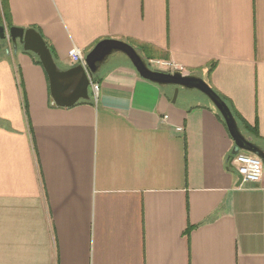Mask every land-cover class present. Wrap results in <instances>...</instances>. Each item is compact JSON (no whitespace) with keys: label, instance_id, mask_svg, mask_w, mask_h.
I'll list each match as a JSON object with an SVG mask.
<instances>
[{"label":"crops","instance_id":"0c3cea01","mask_svg":"<svg viewBox=\"0 0 264 264\" xmlns=\"http://www.w3.org/2000/svg\"><path fill=\"white\" fill-rule=\"evenodd\" d=\"M0 26L36 29L62 69L74 47L151 46L153 61L227 98L264 149V0H6ZM10 51L0 264H264V172L238 186L234 142L207 98L181 91L173 104L174 89L119 60L90 103L60 108L44 68Z\"/></svg>","mask_w":264,"mask_h":264},{"label":"water","instance_id":"95a60500","mask_svg":"<svg viewBox=\"0 0 264 264\" xmlns=\"http://www.w3.org/2000/svg\"><path fill=\"white\" fill-rule=\"evenodd\" d=\"M0 41L11 42L14 53L22 49L38 57L49 79L53 103L60 108H72L81 102L90 101L94 77L108 65L112 57L121 54L127 58L143 79L161 88L174 89L173 104L177 102L181 91L201 93L222 117L234 142L230 160L232 161L241 152H245L258 157L264 165V149L252 137L243 133L228 104L199 75L180 72L171 74L154 70L135 47L119 40L99 42L86 55L87 70L80 65L70 69L60 68L46 41L36 29L16 27L7 29L5 26H0ZM10 52L9 49L8 53ZM242 182L243 179L240 177L238 186Z\"/></svg>","mask_w":264,"mask_h":264},{"label":"built area","instance_id":"2783aa9c","mask_svg":"<svg viewBox=\"0 0 264 264\" xmlns=\"http://www.w3.org/2000/svg\"><path fill=\"white\" fill-rule=\"evenodd\" d=\"M69 57L74 66L80 65L87 70L86 55H84V53L80 49L74 47L70 51ZM149 63L151 68L154 70L171 74L175 72L185 74V71L182 68H178L177 66L168 61L156 60L150 61ZM92 88L95 92L97 91V85L95 83H92ZM168 119V117H165L164 121H167ZM231 165L233 166L236 174L239 177H242L244 184H257L262 179L264 165L262 161L254 155L241 152L233 158V160L231 161Z\"/></svg>","mask_w":264,"mask_h":264},{"label":"trees","instance_id":"16d2710c","mask_svg":"<svg viewBox=\"0 0 264 264\" xmlns=\"http://www.w3.org/2000/svg\"><path fill=\"white\" fill-rule=\"evenodd\" d=\"M0 6H1L2 10L5 12L6 0H0ZM129 44L132 45L133 47H135L138 50V52L143 57H145L148 60V62H150L153 59V56H154L155 51H154V49L151 46L144 45V44H138V43H135V42H130ZM10 48H11V42H8V41H0V51H7L8 52V50ZM26 54L31 55L34 58L36 64L42 66V64L39 61V59H38L37 56H35L32 53H26ZM52 55H53V52H52ZM214 68H215V64H212L210 66V73L214 70ZM99 81H100V74H98V75H96L94 77V83L95 84L98 83ZM214 91L228 104V106L230 107V109H231L234 117L237 119V121L239 123V126H240L241 130L243 131V133L246 136L252 137L254 139V141L257 142L256 139L258 138V134L257 135L255 134L256 131H254V129H252L248 124H246L245 121L242 118H240L239 114L236 112L235 108L233 107V105L231 104V102L227 98H225L224 96L220 95L216 90H214ZM90 102H91V100L88 101V102H81L79 104H85V103L88 104ZM218 117L224 123L222 117L219 114H218Z\"/></svg>","mask_w":264,"mask_h":264},{"label":"rangeland","instance_id":"374dc122","mask_svg":"<svg viewBox=\"0 0 264 264\" xmlns=\"http://www.w3.org/2000/svg\"><path fill=\"white\" fill-rule=\"evenodd\" d=\"M119 60H127V58L125 56L121 55V54H117V55H115L114 57L111 58L110 62L108 63V65H106V67H104V69L109 67V66H111V65H113V64H115V63H117ZM160 61H165V60H160ZM192 96H196L198 98H202L203 100H205V97L201 93H199L197 91H194L192 93Z\"/></svg>","mask_w":264,"mask_h":264}]
</instances>
